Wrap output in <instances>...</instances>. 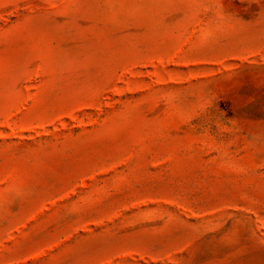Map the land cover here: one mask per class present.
Wrapping results in <instances>:
<instances>
[{
  "label": "rangeland",
  "instance_id": "rangeland-1",
  "mask_svg": "<svg viewBox=\"0 0 264 264\" xmlns=\"http://www.w3.org/2000/svg\"><path fill=\"white\" fill-rule=\"evenodd\" d=\"M0 264H264V0H0Z\"/></svg>",
  "mask_w": 264,
  "mask_h": 264
}]
</instances>
